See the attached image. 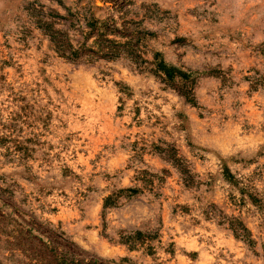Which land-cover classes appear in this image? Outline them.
<instances>
[{
	"label": "rangeland",
	"instance_id": "rangeland-1",
	"mask_svg": "<svg viewBox=\"0 0 264 264\" xmlns=\"http://www.w3.org/2000/svg\"><path fill=\"white\" fill-rule=\"evenodd\" d=\"M30 1L64 14L0 0V264H264V0H61L168 12L172 87L59 58Z\"/></svg>",
	"mask_w": 264,
	"mask_h": 264
},
{
	"label": "trees",
	"instance_id": "trees-1",
	"mask_svg": "<svg viewBox=\"0 0 264 264\" xmlns=\"http://www.w3.org/2000/svg\"><path fill=\"white\" fill-rule=\"evenodd\" d=\"M57 2L64 11L63 15L38 1L28 2L24 10L31 26L48 39L59 58L86 64L125 60L139 72L151 73L161 82L172 87L170 84L176 77L167 72L159 54L152 53L151 61L145 58L148 53V41L156 39L158 33L148 30L143 23L145 21L154 24L164 23V26L168 27L171 21L169 13L161 11L156 3L140 6L141 19H138L139 13L133 14L134 19H127L129 12L117 11L122 14V17L116 20L114 17H97L93 5L82 7L77 4L72 8L65 7L61 0ZM118 9L121 8L118 7ZM259 52L264 56V44ZM179 92L192 103L190 91Z\"/></svg>",
	"mask_w": 264,
	"mask_h": 264
}]
</instances>
